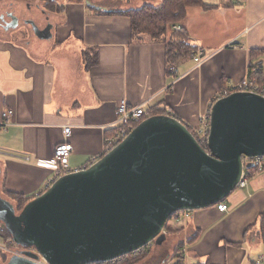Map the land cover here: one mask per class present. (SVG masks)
Masks as SVG:
<instances>
[{
  "label": "crops",
  "instance_id": "crops-1",
  "mask_svg": "<svg viewBox=\"0 0 264 264\" xmlns=\"http://www.w3.org/2000/svg\"><path fill=\"white\" fill-rule=\"evenodd\" d=\"M162 1L55 0L52 9L43 0H0V197L17 211L45 192L53 171L38 161L54 156L65 126L72 127L69 166L82 169L102 155L124 99L194 130L229 82L253 71L264 87V0H203L212 7L187 8L177 25L203 48L200 67L193 58L170 63L166 41L132 31L125 12ZM31 21L40 30L52 25V36L39 37ZM6 110L13 115L4 126ZM224 203L225 213L216 205L193 210L186 237H173L174 248L157 263L187 244V264H255L264 255V173Z\"/></svg>",
  "mask_w": 264,
  "mask_h": 264
},
{
  "label": "water",
  "instance_id": "water-1",
  "mask_svg": "<svg viewBox=\"0 0 264 264\" xmlns=\"http://www.w3.org/2000/svg\"><path fill=\"white\" fill-rule=\"evenodd\" d=\"M52 36V25L40 30ZM209 151L178 118L142 121L97 162L60 177L21 211L0 197V220L23 248L6 264H89L122 257L166 239L181 210L224 201L244 158L264 155V96L235 92L212 106ZM247 167H251L248 164Z\"/></svg>",
  "mask_w": 264,
  "mask_h": 264
},
{
  "label": "built area",
  "instance_id": "built-area-1",
  "mask_svg": "<svg viewBox=\"0 0 264 264\" xmlns=\"http://www.w3.org/2000/svg\"><path fill=\"white\" fill-rule=\"evenodd\" d=\"M173 29L176 31H181L180 25H174ZM204 53L203 48L196 47V53L193 56V60L196 63L197 67H200L204 62ZM172 72L175 71V67H170ZM253 71L249 72L248 75L240 82L234 83L229 82V86L215 97L214 103L223 97L230 95L235 92H253L258 93L264 96V87L259 84L253 78ZM118 119L114 126V133L110 135H106L104 139V149L102 155L100 157H95L93 162L90 164L97 162L104 155L114 150L118 147L129 135L132 131L145 119L148 118L147 110L143 106L134 107L131 106L128 101L125 99L120 101L117 108ZM13 115V110H6L3 114L4 122L2 125L6 126L10 124L11 117ZM211 111L204 114L201 117V124L199 127L195 128L191 132L195 136L197 142L206 150L209 151V135H210V120H211ZM72 133L71 126L64 127V141L57 145L55 149L54 156L50 159L40 160L38 163L42 166L49 167L53 174L45 183V190L49 189L60 177L71 173L73 171H77L79 169H72L69 166V159L73 152V145L69 142V137ZM248 164H251V167H247ZM243 172L241 174V178L237 184V187H245L247 186L249 180L252 177H255L257 174L264 173V155L255 156L252 158H244L243 160ZM217 209L221 213H225L228 210L227 204L224 201H221L216 204ZM193 210H181L175 213V219H183L187 221L192 214ZM5 228L3 225H0V253L5 254L6 256L12 257L14 255H20L22 253L23 248L16 244L13 240H8L4 237ZM262 234L264 238V218H263V228ZM150 245V244H149ZM142 249L134 251L130 254L124 255L122 257L114 258L111 260L103 261V262H93L89 264H121L122 260H126L130 257L137 256ZM180 254V260L182 264L186 263V257L189 253V248L187 244H184L181 248L178 249ZM39 264H49L43 257L38 260ZM255 264H264V255L260 256V258L255 261Z\"/></svg>",
  "mask_w": 264,
  "mask_h": 264
},
{
  "label": "trees",
  "instance_id": "trees-1",
  "mask_svg": "<svg viewBox=\"0 0 264 264\" xmlns=\"http://www.w3.org/2000/svg\"><path fill=\"white\" fill-rule=\"evenodd\" d=\"M43 1H45L46 8L53 9L54 6H56L55 0ZM194 5H200L204 8L212 7L205 4L203 0H163L159 6L146 4L139 9L125 12V14L128 15L131 19L132 31L135 35L148 34L153 39L166 41L167 53L169 58L168 61L170 63H175L183 59L193 58L194 54L196 53V48L192 45L186 33L183 30L176 31L175 29H173L174 25L179 24L185 18L187 8ZM261 52L259 54H261ZM93 61H89V64L93 63ZM259 77L260 76L257 73L253 74V78L258 83H260ZM147 113L148 118L155 115L165 114V112L156 109H149ZM16 197L21 200L18 196ZM25 205L26 201H21L18 205V211H21ZM3 226L5 228L4 237L8 240H13V236L7 229L6 225ZM167 226L165 227V230L170 229V227ZM147 249V246L142 248L143 251H146ZM171 257H178L180 260L179 251H174V254ZM172 258L167 260L165 264H168ZM134 262L135 261L133 260L127 263L121 262V264H133ZM179 263L182 264L181 261Z\"/></svg>",
  "mask_w": 264,
  "mask_h": 264
},
{
  "label": "rangeland",
  "instance_id": "rangeland-1",
  "mask_svg": "<svg viewBox=\"0 0 264 264\" xmlns=\"http://www.w3.org/2000/svg\"><path fill=\"white\" fill-rule=\"evenodd\" d=\"M42 3L44 5L43 7L46 8L45 2H42ZM114 5H117V4H114ZM213 104H214V102L211 105V109H212ZM211 109L209 111H211ZM209 111H207V113ZM194 211H196V210H194ZM174 215H173V217H171V219L166 224V226L168 225L170 227V229H166V230L164 229V232H165L166 237H167V239H166V241H164V243L156 244L155 242H152L150 245H147L148 249L146 251L142 250L137 256L130 257L126 260H122V262L127 263V262H131L134 260L135 262L133 264H158L157 260L159 257L160 258L166 257L167 254H170L171 248L172 249L174 248V246L172 245V238L173 237H182V239H183L186 237V234L188 232V230L186 229V225L184 224L187 221H185L183 219L177 220V219H175ZM1 256H3V255L1 254ZM4 256H5V254H4ZM10 258H9V256H5V260L4 261L0 260V264H6Z\"/></svg>",
  "mask_w": 264,
  "mask_h": 264
},
{
  "label": "flooded vegetation",
  "instance_id": "flooded-vegetation-1",
  "mask_svg": "<svg viewBox=\"0 0 264 264\" xmlns=\"http://www.w3.org/2000/svg\"><path fill=\"white\" fill-rule=\"evenodd\" d=\"M48 25H49V23H47V24L45 25V27H43V28L46 29Z\"/></svg>",
  "mask_w": 264,
  "mask_h": 264
}]
</instances>
